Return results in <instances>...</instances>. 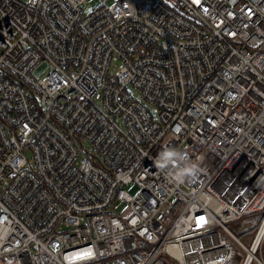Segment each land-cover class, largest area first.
Listing matches in <instances>:
<instances>
[{
	"label": "built area",
	"instance_id": "1",
	"mask_svg": "<svg viewBox=\"0 0 264 264\" xmlns=\"http://www.w3.org/2000/svg\"><path fill=\"white\" fill-rule=\"evenodd\" d=\"M88 1L0 0V264H264V0Z\"/></svg>",
	"mask_w": 264,
	"mask_h": 264
},
{
	"label": "clouds",
	"instance_id": "2",
	"mask_svg": "<svg viewBox=\"0 0 264 264\" xmlns=\"http://www.w3.org/2000/svg\"><path fill=\"white\" fill-rule=\"evenodd\" d=\"M154 166L165 175L169 183L182 184L192 177L197 171L192 162L186 158V154L174 147H164L153 158Z\"/></svg>",
	"mask_w": 264,
	"mask_h": 264
},
{
	"label": "rangeland",
	"instance_id": "3",
	"mask_svg": "<svg viewBox=\"0 0 264 264\" xmlns=\"http://www.w3.org/2000/svg\"><path fill=\"white\" fill-rule=\"evenodd\" d=\"M23 1L28 2L29 0H23ZM109 5H111V4H109ZM98 6H99L98 0H89L88 4L85 6V8L89 12L94 7H98ZM30 155H31V153L28 152L29 157H30ZM219 187H220L221 191H223V193L227 196V198L231 197L233 195L234 191H238V190L243 189L232 178L224 179L221 182V184L219 185ZM127 190L130 194L135 195L136 193H138L140 191V187L138 185H130V186H128ZM238 200H239V197H238ZM124 210L125 209L123 208L120 212H123ZM257 223H258V219H255V220H246L245 219L244 221H241V222L232 223L229 226H230L231 230L236 235L242 237L244 235V233L252 231L255 228V226L257 225ZM252 238H253V235L244 237V241L249 244L251 242Z\"/></svg>",
	"mask_w": 264,
	"mask_h": 264
}]
</instances>
